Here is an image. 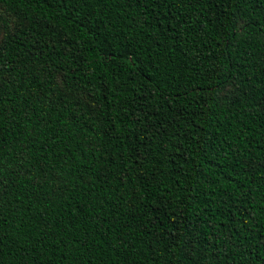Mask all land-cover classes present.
Here are the masks:
<instances>
[{"label":"trees","instance_id":"obj_1","mask_svg":"<svg viewBox=\"0 0 264 264\" xmlns=\"http://www.w3.org/2000/svg\"><path fill=\"white\" fill-rule=\"evenodd\" d=\"M0 264H264V0H0Z\"/></svg>","mask_w":264,"mask_h":264}]
</instances>
